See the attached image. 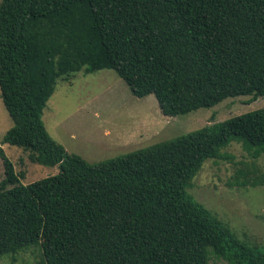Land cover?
<instances>
[{
  "label": "trees",
  "instance_id": "16d2710c",
  "mask_svg": "<svg viewBox=\"0 0 264 264\" xmlns=\"http://www.w3.org/2000/svg\"><path fill=\"white\" fill-rule=\"evenodd\" d=\"M104 69L168 116L251 103L264 97V0H0L13 120L0 143V257L40 248L38 264H264V246L188 192L206 160L231 159L232 141L263 155L264 107L93 163L57 142L43 114L59 82ZM5 143L60 171L23 184ZM239 173L241 186L264 183Z\"/></svg>",
  "mask_w": 264,
  "mask_h": 264
},
{
  "label": "rangeland",
  "instance_id": "374dc122",
  "mask_svg": "<svg viewBox=\"0 0 264 264\" xmlns=\"http://www.w3.org/2000/svg\"><path fill=\"white\" fill-rule=\"evenodd\" d=\"M250 99V96L229 97L210 108L168 116L162 112L154 94L134 96L114 70L79 71L70 81L59 82L44 110L43 120L49 134L69 153L96 163L264 107V97L247 103ZM12 125L0 90V143ZM2 147L17 171H25L20 179L23 184L60 171L58 165L33 162L23 148L8 143ZM222 152L231 159L206 160L188 192L226 222L240 239L264 246V183L237 184V180L245 179L240 170L249 171L250 180L264 179L261 178L264 153L254 159L236 141ZM0 163L3 169L1 159ZM2 169L0 166V181ZM41 258V249L32 248L17 255L15 260L0 257V264H38ZM210 264L229 263L212 258Z\"/></svg>",
  "mask_w": 264,
  "mask_h": 264
}]
</instances>
